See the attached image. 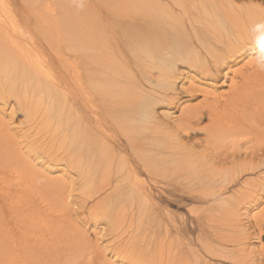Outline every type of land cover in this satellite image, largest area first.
<instances>
[{"label":"bare ground","instance_id":"bare-ground-1","mask_svg":"<svg viewBox=\"0 0 264 264\" xmlns=\"http://www.w3.org/2000/svg\"><path fill=\"white\" fill-rule=\"evenodd\" d=\"M28 1L31 2L23 0L21 4L17 0H0V97L5 103L14 100L11 104L13 114L19 110L25 113L19 122L27 126L25 135L30 149L27 152L31 158L37 155L34 161H29L23 156L20 143L15 141L12 144L11 136L0 128V264H32L36 243L24 236L25 213L31 208H42L37 198L46 190L51 191L55 184L53 178L43 175L42 168L47 164L54 167L52 163L57 152L62 150L65 151L62 155L64 161L75 162L80 168L83 165L81 160L85 161L81 147L77 145L82 143L85 132L80 135L76 129L74 133L70 131L71 134L66 131L65 125H70L73 119L71 116L68 119L69 115L65 117V109L68 107L71 115L72 110L79 109L80 102L95 108L97 101L105 102L106 109L110 110L108 114L111 112L115 120L114 126L129 128L127 138L130 140L128 138V143L121 147H131L133 153L128 162L119 160L121 169H118L115 156L105 160L106 152L103 154L102 149V161L99 162L104 163V169L100 178L92 177L94 168L90 165L79 171L83 175L90 169L82 183L85 196L90 198L106 190L115 170L121 173L116 176L120 174L123 179L131 176L135 171L131 163L144 160L141 163H147L148 168L155 167L156 174L170 170L178 180L189 182L201 190L203 194H199L205 200L215 202L223 195L221 206L214 207L211 202L209 209L212 213H207L206 227L200 225L203 248L210 256L231 264H264V247L260 251L249 248L250 227L242 225L240 220L243 205L253 203L255 206L264 201V0H170L168 3L161 0H88L85 4L80 0H59V13L50 0ZM176 8L186 16L181 18V25L184 22L185 26L178 28L181 34L178 29L175 32L180 34L179 39L156 35L154 29L164 26V30L175 22L180 23ZM19 14L23 15L21 20L16 19ZM136 24L140 25L142 32L129 34V26ZM190 28L194 29L200 45L196 44L204 48V53L196 46H187ZM126 33L128 36L123 38ZM146 39L153 42L163 40V48L158 46L155 50H148ZM145 41L147 50L144 46L133 55L126 52L132 45L143 46ZM252 47L256 51L263 48V51L231 75L226 92L204 90L206 94L199 103L189 106L185 105V100L180 102H183L181 114L174 119V130L170 133L167 132L169 123L163 122L160 116L151 115L149 107L159 104L166 90L174 89V72L177 73L179 62H187L199 72L200 78L213 83L211 80H217L225 67L228 71L223 75L228 76L237 58ZM79 58L84 62V73L80 72L77 63ZM55 59H59L63 68H58L60 64L55 65ZM137 61L140 64L138 70L132 71L130 64ZM138 96H148L149 99L138 102ZM141 105L146 107V114L149 112L151 119L137 124V111L143 109ZM102 112L100 107L97 114ZM169 114L166 112L165 116L169 118ZM1 117L0 112V126L4 125ZM103 147L106 148L105 144ZM37 157L43 163L36 164ZM38 165L43 167L39 169ZM127 166H130L129 174ZM48 171L53 173L52 169ZM250 174L258 175L246 177ZM138 184L132 182L129 188L138 191ZM57 216L63 217L62 214ZM254 219L255 225L263 232L264 207ZM33 222L38 223L34 219ZM114 224L115 229L126 226L125 222L118 220H114ZM132 224L129 221L127 226L131 228ZM260 237L255 236L256 239ZM169 244L166 249L155 248L154 257L167 255L164 257L166 261L162 259L164 264H181L180 261L186 258L185 246H176L177 249L173 242ZM107 263L110 264L111 260ZM120 264H124L123 261Z\"/></svg>","mask_w":264,"mask_h":264},{"label":"rangeland","instance_id":"rangeland-1","mask_svg":"<svg viewBox=\"0 0 264 264\" xmlns=\"http://www.w3.org/2000/svg\"><path fill=\"white\" fill-rule=\"evenodd\" d=\"M11 1L13 0H10V2ZM26 1L31 2L28 0H24V2ZM80 1L85 4V1L88 0H80ZM17 2L21 4L24 3L23 0L22 2L21 0H17ZM49 2L54 4L55 7H57L56 10L59 13L61 8H59L58 6H60L59 3H61V1L50 0ZM161 2L168 3L170 2V0H161ZM21 4H17V5L20 6ZM83 11L84 10H82V12ZM176 11H179L178 15L180 20L178 19V21H180V23L175 22L174 24L171 25V27L166 26V29L164 30H163L164 26H162L160 27L161 29L158 28L160 31H158V29H154L153 31H156V35L162 38L166 36L169 38L171 37L172 39L173 38L179 39L181 30H179L178 28L182 27L183 29L185 23L183 22V26L181 25L182 19H184L186 16L183 15L180 12L181 10L177 8ZM20 15L21 14L17 15L16 19H20L23 16ZM84 20L86 19L84 18ZM19 23L21 22L19 21ZM131 26L132 25L129 26L131 31V33L129 34L134 35L136 33L142 32L141 28L139 27L140 25L136 24L133 25L132 27ZM143 27L144 29L145 28L147 29L146 26ZM177 29L180 32V34L175 33L178 32ZM189 31H190V35L188 36H190L189 38L190 43L187 46L189 45L196 46L200 49V52L204 53L205 52L204 48L196 44L198 43L200 45L198 38L194 36L196 34L194 29L191 30L190 28ZM120 34L122 35V32H120ZM126 34H123V38L128 36V34L127 35ZM146 40L148 46L150 47V48L147 47L148 50H155V47L158 46H161V48L159 49L163 48L162 47L163 40L156 42L155 41L153 42L152 40L150 41L148 39ZM177 41H174V43H176ZM145 44L146 41L143 46L140 45L141 47H139V45L136 46L137 44L132 45L131 47H129L130 51L128 49V51L126 52L130 53V55H133L137 51H139V49L141 48L144 49ZM178 44L181 43L179 42ZM47 46L48 48H50L49 45ZM263 48H261L262 50L260 51H256L257 49H254L253 47L249 49L247 53L237 58V60L234 62V65H232L231 69H229L230 73L228 76L223 75L225 74L226 71H228L227 67H225L223 69V73H219L218 75L219 77L217 80H211L213 81V83H209L208 82L209 80L207 78H205L206 80L204 78H200L199 72H196V70L194 71L193 67L190 66V64H188L187 62H184V64L182 62H179L176 65V68L178 67L179 69L177 68L178 69L177 73L174 72L176 77L174 79L176 81L174 85V89L166 90L165 93L166 95L161 96L159 100L160 105L157 103L156 105L152 104L149 107L150 111L152 112L151 115H156L158 117L160 116L163 122L165 123L167 122L166 124L169 123L170 125L168 124L169 127L167 129V132L170 133L172 130H174L173 128L174 127L173 124L175 122L174 119L177 117V115L180 116L181 114L180 111L182 109L181 105L183 104V102H185V105L187 104L189 106L199 103L203 95L206 94V91L204 90L215 91L216 93L226 92L228 90L231 75L234 74L236 70L244 67V65L252 57H256L260 52H262ZM73 56L74 55H72L71 57ZM77 60H78L77 61L78 66L82 68V70L80 68V72L84 73L85 66L83 60L81 58ZM54 61L56 66L60 64L58 68L59 67L60 69L63 68V66H61L59 59H55ZM138 62L139 61H137V63L132 62V64H130L132 71L138 70L137 67L138 65H140ZM197 85H199V87ZM170 96L171 98H169ZM138 98H139L138 102H145L146 100L149 99L148 96H144V98L138 96ZM173 98L174 100L173 102H171V99ZM162 99H166L169 101L163 102ZM182 100L185 101L180 103ZM103 102L104 101L101 102L97 101L96 102L97 107L95 108L86 105L84 102L83 103L80 102L79 109L76 108L75 110H72L71 115L68 114V111H70V109L68 107L65 109L66 110L65 117L69 115L68 119L70 116H71L70 118L73 119V121H71L70 119L71 121L70 125L69 124L65 125L67 126L65 127L66 131L70 134L71 132L74 133L75 131L78 134L80 132L81 133L80 135H82V133L85 132V138L82 139V143L77 144L78 147H81L80 152L83 153L82 156H84V160H85V161H83V159L81 160V162L83 163V165L81 164V168L87 169L89 168V165L93 167L94 169L91 171L93 173L91 174L92 177H95L96 179L100 178L99 174L104 169L103 166L104 163L101 164L99 162L101 159L100 154L102 153V149L104 151L103 154H105L106 152L105 156H103L105 160L106 157H110L111 155L115 156L114 160L116 165H118L117 166L118 169H121L119 160L122 159V161L124 160L123 162L126 163L130 160L133 153L131 147H128L126 149H122L121 147L123 143L124 144L128 143V141L130 140L129 137H128L129 139L127 138V136L130 134L129 128L124 126L126 129L124 127H121L122 128L121 129L118 128L117 126H114L115 120L113 119L112 114H110L111 112H109L108 114L107 111L110 110L106 109L105 102L104 103ZM101 103L104 105H102ZM11 104H14V100L10 99L8 102L5 103V101L0 97V112L2 113V117H1L2 122H4V125H1L0 128H3V132L8 133L9 137L11 136V140L14 142L12 144H15V141L16 142L18 141L17 143H20V148L22 151H24L22 152V154H24L23 156L28 157V160L32 162L34 161V158L37 155L35 154L34 157L31 158V155L28 154L27 151H29L30 149L28 147V139L25 135L27 134V132H25L27 126L26 123L22 124L19 122L22 119H24L25 113L22 112V110H19L18 113L13 114L11 112L12 111ZM179 104L180 106L178 107ZM100 107L101 110L103 111L102 112L103 114L101 113V115L97 114V111L100 110ZM142 107L143 109H139L137 111V117L140 119V121L139 119L137 120L136 122L137 124L147 122L148 120L151 119L148 115L149 112L148 114H146L147 113V109H145L146 107L144 106ZM79 112L81 116L79 115ZM166 112L170 113L169 115H167L169 118L165 116ZM87 123L90 125H87ZM54 124L56 125L55 121ZM86 125L87 128H85ZM68 126H69V131H68ZM77 133H75V135H77ZM99 135H103L104 138L100 137ZM105 142H108L109 145L108 143L106 144ZM104 144L106 147L105 149L103 147ZM64 152L65 151L63 150L61 153L60 151L57 152L58 155L54 159L53 163L49 161L52 164H54V167L48 164L45 165L44 167L43 165L41 166L38 165L39 169H41L40 167H43L42 168V171L44 172L43 175H46L45 177L53 178V181L56 185L54 184V188L51 189V191L46 190L47 192L43 193L41 197L37 198L38 204L41 205L42 208L41 207L35 209L31 208L30 211L28 210L27 213H25L27 216V222L25 221L27 226H24L25 227L23 231L25 233L24 236H26L28 240H31L32 242L36 243V245L34 246L35 249H33L31 256L32 264H34L35 262L33 260H36L35 264H45V263L72 264L75 263V261L78 262L79 264H108L107 262H109V260H111L110 264H120L122 261L124 264H153V263L164 264L165 262H163V260L166 261L164 257H166L167 255L163 256L162 258L160 257L155 258L153 255V251L155 248H162V249L168 248L170 246L169 244L170 241L173 242L172 245L174 247L176 246L178 247L179 245L185 246L184 256H186V258L185 260L184 258L182 259L183 262L182 260L180 261L181 264H196L197 262H198L197 264H205V262L206 264H231L227 260L223 261L219 257H215V256L212 257V255L210 256L209 253L205 251V249L203 248V243L199 235L200 227L201 226L206 227L207 225L206 223L208 220L207 213H209V215L212 213L209 207L212 206V205L210 206V204L212 201L214 202V200L203 199V195H202L203 193L201 192V190L196 189L195 186L190 185L189 182L187 181L185 182V180L183 179H179L180 180L179 181L175 174L174 175L171 174L170 170L168 172L167 170H165L163 171L164 173L162 172L156 174L155 167L148 168V166H146L148 165L147 163L146 165L142 164L145 162L144 160L143 162L141 160H137L131 163L132 165L131 167L134 166L133 169L135 170L134 173H131L132 177L129 175L131 178L127 176V178L123 179V177L120 176L121 173L116 172L115 170L116 168H115L114 169L115 171L112 172L113 175L111 177L113 179L112 180L110 179L111 181L110 185L107 186L106 190H103L102 192L97 193L94 196L88 198L87 196L84 195L85 186L82 183H84V179L87 178L85 175L88 174V172L90 173V169L89 171L87 170L88 172L86 171L82 175V173H79L81 169L79 164L75 162L71 164L65 158H64L65 161L63 160L62 155ZM80 152L79 150L77 151V153L79 154ZM31 154H34V152ZM79 154H77V156ZM40 162H42V160L39 159V157H37L35 163L39 164ZM87 162L90 163L87 164ZM85 163L86 165L84 168ZM95 164L97 165V167ZM77 167L79 168L78 170ZM158 167L160 168V166ZM46 168L48 170L52 169L53 173L48 171ZM95 168L97 169L96 173H94ZM129 169L130 166H127L126 168L127 173L130 171ZM116 173H120L119 175H117L118 177L116 176ZM80 175H82L83 177ZM166 175L169 177L167 178ZM171 175L172 178H170ZM257 175L258 174H254V175L250 174L246 177L254 178ZM164 177H166L167 179L165 180ZM133 179H136V181H133ZM132 182L137 184L139 183L138 191L131 190L129 188V185H131ZM115 190L117 192H115ZM219 197L215 200L214 204L212 203L214 207L221 206L220 202L223 195ZM218 199L220 201H217ZM249 204H252V206H247ZM253 205H254L253 203H246L245 205L242 206L240 210L241 213L240 220L242 225H248L250 227L249 232L251 234H250V238L248 239L249 248L258 249L260 251L264 247V230L263 232H261L262 230L255 225L254 215L260 212V210L264 207V201L263 200L260 201L258 205L255 206ZM214 212H216V210H214ZM59 214H62L63 217H58L57 215ZM52 216L56 217L55 218L56 222ZM28 219L29 221H31V223L28 221ZM33 219L34 221H38V223L33 222ZM114 220L123 221L125 222L126 226L124 228L115 229L116 227L114 224ZM129 221L133 222L131 228L127 226ZM58 223H60V225ZM30 224H32L33 226ZM44 224L46 225L49 224V225H47L46 228L44 227ZM49 229L54 234L50 232ZM256 235H259L261 237L259 239H256L255 238ZM168 238L170 239V241ZM198 238L200 239V241ZM175 251L177 250L175 249ZM198 252H200V254H198ZM63 253L66 254L64 255ZM193 253H197V255ZM198 259L200 260V262L198 261ZM42 260H47V261H42Z\"/></svg>","mask_w":264,"mask_h":264}]
</instances>
